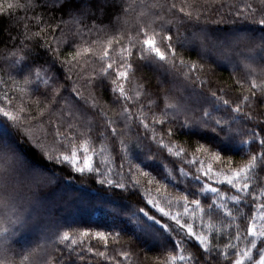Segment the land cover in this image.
<instances>
[{
  "label": "snow or ice",
  "instance_id": "1",
  "mask_svg": "<svg viewBox=\"0 0 264 264\" xmlns=\"http://www.w3.org/2000/svg\"><path fill=\"white\" fill-rule=\"evenodd\" d=\"M208 3L209 0L204 4L199 0H79V6L67 10L68 19H64L67 0H0V15L15 17L13 23L21 26L17 35L10 36L13 47L6 58L8 68L28 69L22 79L9 73L0 75V130L7 125L15 128L47 162L72 172L94 174L100 184L127 189L129 185L122 174L121 180L114 182L110 178L112 169L102 170L109 163L106 142L118 140L127 154V144L131 142L126 140L127 132L133 125L142 128L145 139L175 158L172 167L165 166V180H176L178 171L187 185L170 192L168 183L128 161L131 187L142 188L146 199L132 215L142 223L143 232L156 234L162 241L154 264H264V185L258 180L259 173L264 172V113H253L254 106L264 102V67L257 69L250 57L244 58L246 73L235 81L239 89L236 99L211 91L215 101L211 109L190 108L177 95L188 84H209L208 36L206 29L199 26ZM259 3L258 9L245 0L236 15L264 26V0ZM116 6L119 11L114 23H97L107 8ZM56 11L62 15L53 23L49 14ZM87 20L93 22L89 25ZM258 47L264 51V38ZM190 49L196 52L197 59L186 55ZM39 50L51 55L52 64L58 63L67 79L75 77L74 101L65 99L63 106L56 107L63 86L53 87L51 65L33 68L28 64ZM19 65L24 67L18 69ZM144 69L158 74L155 92L149 90L142 75ZM103 91H110L112 103L118 106L114 116L101 106ZM220 107L234 115L229 119L213 115ZM97 115L102 117L100 124L95 119ZM181 115L180 129L195 128L205 134L203 142L198 140L191 151L174 140ZM242 117L256 120L259 131L256 127L245 130L234 126ZM135 139L140 147L143 141L139 135ZM256 140L259 152H240L242 146ZM228 145L246 158L237 163L232 156L225 157ZM21 176L26 178L23 184L18 179ZM52 182L15 138L6 130L0 131V264H66L65 251L69 259L75 255L81 262L90 259L88 254L109 264H122L118 256L128 261L131 253L120 247V231L91 229L56 231L52 233L54 239L46 235L34 247H22L18 258L10 255L14 238L39 206L37 190ZM145 182L156 186L155 196ZM220 186H227V190ZM208 194L211 202L205 204ZM153 208L159 217L152 213ZM172 208L177 210L173 212ZM93 239L102 242L103 250L92 246ZM110 247L114 255L109 254ZM50 249L61 256L53 255Z\"/></svg>",
  "mask_w": 264,
  "mask_h": 264
},
{
  "label": "trees",
  "instance_id": "2",
  "mask_svg": "<svg viewBox=\"0 0 264 264\" xmlns=\"http://www.w3.org/2000/svg\"><path fill=\"white\" fill-rule=\"evenodd\" d=\"M201 4H204V0H199ZM245 0H209V3L203 9L202 18L199 21V26L204 27L207 31L209 43V51L206 53L207 64L210 65V71H208L206 79L209 80V84L201 87L199 84L195 86L188 84L187 86L180 88L177 95L183 98L184 103L190 108L211 109L215 104V101L210 95L211 91H217L218 95H224L225 98L235 100L239 94L238 86L235 81L237 77L243 78L246 70L242 61L246 57L253 59L254 66L257 69L264 67V51H262L258 45L261 43V39L264 38V26L253 23L250 20H245L243 16H237L236 12L239 7H242ZM249 3H253L258 9L261 7L259 0H248ZM79 6V0H67V8L65 9L64 19H68L66 14L67 10L75 9ZM119 11V7H109L106 9L104 15L97 20L100 23L102 20L103 25H110L115 21V15ZM22 16L23 13H20ZM52 16V22L55 23L61 18L62 13L56 11L50 13ZM259 12L257 13V18ZM15 17L10 19L7 14L0 15V75L9 73L17 79H22L23 75L27 74L28 69L24 68L23 71L11 70L8 68L9 61L6 59L8 51L13 47L10 36H15L21 31V26L13 23ZM89 25L92 20L85 21ZM196 30H199L198 28ZM184 29H181L183 32ZM234 35H233V34ZM225 37H235L234 45L227 47L226 44L222 46H216L222 43ZM243 39L245 42H241ZM233 40V39H232ZM17 45L19 41L16 42ZM191 59H197L196 52L189 50L186 53ZM28 64L35 68L38 65H44L48 67L51 65V71L49 75L53 79V87L63 86L61 89V96L56 105L60 108L64 105V100L74 101L75 93L72 92L73 81L67 79L66 73L63 68L57 63L52 64V57L50 54L39 50V54H34L28 60ZM23 68V65L17 66ZM140 75V73H138ZM142 75L144 79L148 81V87L150 91L155 92L158 84L157 75L148 69H144ZM5 78H7L5 76ZM35 87V85H33ZM40 91H45L44 85H40ZM179 88V85L177 86ZM223 89V92H220ZM50 98L51 90H48ZM153 99H156L153 96ZM113 97L110 91H103L100 95L101 106L108 110L109 116H114V110L118 109L117 105L112 103ZM160 106H163V101H158ZM81 103H83L81 101ZM146 103V101H145ZM254 115L264 113V102H258L253 109ZM213 115L224 116L225 119H229L231 115H234L230 110L225 111L223 107H220L218 111H214ZM97 124L102 123V117L97 115L95 117ZM183 121V115L180 116L179 121L176 122L178 131L174 137V140L185 147H189L191 151L192 147L198 140L201 139L204 133L199 129H180L179 123ZM168 125H165L166 128ZM234 126L243 127L245 130L257 127L256 120L246 121L241 118L239 124ZM119 127H123L121 122ZM6 132L11 135L19 143L20 147L27 154V156L41 166L42 170L52 178V183L41 187L37 190V197L39 200V206L35 209L32 218L24 229L20 231V234L14 238L11 244L12 251L10 255H18L21 252V248L34 247L37 242H40L42 237L49 236L50 239H54L53 232L64 230H82L91 229L93 231H120L121 242L120 247L124 251H129L131 257L128 261H124L122 257H117L122 261V264H154V257L161 253L162 241L156 234H148L143 232L142 223L133 216L132 213L136 212L139 207H143L146 203V199L143 194L142 188H132L130 184L129 175V160L132 165L139 164L140 167L146 171H150L157 179L169 184V191L175 193L178 188L180 190L185 189L187 186L183 181V178L179 177L178 171L175 172L176 180H165L167 175L166 167H172L175 161L174 157H170L166 150H161L155 143H152L149 139L144 138L143 129H138L135 125L127 132L126 140H131L127 144L128 152L125 154L124 150L120 147L118 140L107 141L109 163L102 166V170L107 168L112 169L111 179L114 182L121 180V174L124 177V182L128 183L127 189L117 188L114 185L100 184L97 182L94 174L89 173H76L72 172L67 167H61L51 162H47L45 158L41 157L38 151L34 150L31 145L24 142L19 132L10 125L5 126ZM0 130V131H3ZM163 131V129H160ZM139 135L140 140L143 141L140 147H137V141L135 138ZM210 135V133L208 134ZM247 137H245L246 139ZM238 145V141H237ZM239 146V145H238ZM97 147H99V141H97ZM254 151L259 152V141H254L251 145L242 146L240 152ZM224 156H232L233 160L237 163L241 161L242 157L235 148L231 145L226 147ZM96 163L99 164L100 157L97 156ZM121 165L123 167L121 168ZM179 164H176L178 169ZM195 173V168L189 169ZM135 171V168H133ZM21 184L26 182V178L21 176L18 178ZM206 179V178H205ZM23 180V181H21ZM258 180L261 185H264V172L259 173ZM145 187H151L153 189V195L155 196V185H147ZM217 186V185H214ZM222 190H227V186H220ZM211 202V194L207 195L204 203ZM163 203V202H162ZM151 208V205L148 206ZM173 212L177 209L172 208ZM182 211V209H180ZM249 211V209H245ZM152 213L159 217V213L156 209H152ZM250 214V211H249ZM142 213L139 214L142 217ZM215 218V217H214ZM167 218H165L166 220ZM173 223L174 226V222ZM243 223V222H242ZM199 225V221H196ZM234 231V229H233ZM90 243L96 249L103 250L102 242L95 239ZM235 243V241H233ZM49 251L53 255L60 257V253H56L52 249ZM109 254L114 255L111 247ZM90 259L85 261H79L75 255L70 259L67 252L63 253V259L66 264H109L107 261H103L98 257L88 254Z\"/></svg>",
  "mask_w": 264,
  "mask_h": 264
},
{
  "label": "rangeland",
  "instance_id": "3",
  "mask_svg": "<svg viewBox=\"0 0 264 264\" xmlns=\"http://www.w3.org/2000/svg\"><path fill=\"white\" fill-rule=\"evenodd\" d=\"M233 34V33H232ZM234 35V34H233ZM209 38V37H208ZM233 39V40H232ZM235 37H225V39L222 41V43H220V44H217L216 46H214V48L215 47H217V46H222L223 44H226V46L229 48V47H231L232 45H234V41H235ZM241 42H245L243 39H241L240 40ZM209 42V41H208ZM210 43V42H209ZM251 59H253V57L251 58ZM26 180V179H25ZM21 181H23V180H21Z\"/></svg>",
  "mask_w": 264,
  "mask_h": 264
}]
</instances>
